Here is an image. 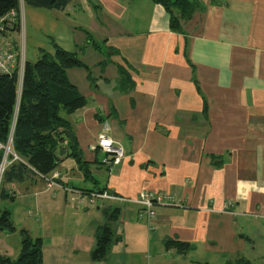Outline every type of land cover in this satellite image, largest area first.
<instances>
[{
	"label": "crops",
	"instance_id": "1",
	"mask_svg": "<svg viewBox=\"0 0 264 264\" xmlns=\"http://www.w3.org/2000/svg\"><path fill=\"white\" fill-rule=\"evenodd\" d=\"M189 2L180 32L152 0H74L46 29L24 8L49 39L37 56L57 46L86 67L66 72L85 99L66 120L86 165L57 149L62 189L36 174L1 185L15 231L0 232V257L18 256L22 231L41 240L42 264H264V0ZM106 130L124 156L112 168L91 149ZM67 189L172 203L148 219L127 201L78 207Z\"/></svg>",
	"mask_w": 264,
	"mask_h": 264
},
{
	"label": "trees",
	"instance_id": "2",
	"mask_svg": "<svg viewBox=\"0 0 264 264\" xmlns=\"http://www.w3.org/2000/svg\"><path fill=\"white\" fill-rule=\"evenodd\" d=\"M74 0H0V20L9 13H15L8 30L19 31L18 14L21 2L25 7L37 10L64 11ZM169 15L170 29L181 31V22L187 20L192 7L189 0H152ZM34 63L25 62L22 80L15 70L0 72V165L5 154L4 148L11 141L9 159L13 161L4 169V182H20L30 174L48 176L57 166L59 158L53 150L60 149L59 156L72 157L80 168L86 164L81 160L77 145L64 144L63 131L68 130L66 120L75 111L85 106V99L66 77L72 68H85L75 57L54 46L53 53L41 52ZM100 191V190H99ZM7 197L0 193V198ZM15 231L9 212L0 210V232ZM110 230L103 227L95 238L92 253L94 260L104 257L109 248ZM21 244L15 259L0 257V264H42L41 240L31 239L21 231Z\"/></svg>",
	"mask_w": 264,
	"mask_h": 264
},
{
	"label": "rangeland",
	"instance_id": "3",
	"mask_svg": "<svg viewBox=\"0 0 264 264\" xmlns=\"http://www.w3.org/2000/svg\"><path fill=\"white\" fill-rule=\"evenodd\" d=\"M24 8L25 6L21 2L19 14H18V22H19L18 32L14 34L12 31L8 30L9 26H11L9 22H4L6 25L3 24L2 26L3 29L0 28V55L8 59L7 61L5 60L6 64H8L9 58L11 59L10 62H12V59H13L14 64L10 63V67L13 66L12 69L16 71V73L18 74V79L20 81L22 80V74H23V68H24L25 62H30V63L36 62L38 58H40V55H41L40 53L45 52V51L39 52V55H38L39 57H38L37 56L38 50L35 47H39L42 50H48V48L50 47L49 39L47 38L46 34L44 36L43 32L37 29V25H34V26L30 25L28 23V19L29 20L35 19L36 22H39L43 26L42 29H46L47 27L50 26L49 18H51V15H58L57 11L30 9L28 11L29 18L26 20ZM72 10H73L72 7H68L67 10L65 11V13H67L66 15H68V13H71ZM11 13H9L8 16ZM13 14L15 16V13ZM75 16L82 19V15H80V13L74 14V16L73 14H70V17H75ZM63 24L64 22L60 24V27H62ZM25 29H26V32H25ZM51 33L56 34V30H53V32ZM52 37L55 38L54 36ZM74 55L78 59L77 55L76 54ZM76 68H79V67H76ZM72 69H75V68H72ZM65 139H66V144H67L69 140H67L66 136H65ZM10 144L11 142L9 141L7 147H10ZM7 147L4 148L5 154L3 156V161L0 165V180H1V176H2L4 169L9 166L8 164L9 163L12 164L13 161L17 160V157L15 155L12 156V159H9L7 157V155L13 154L11 153V150ZM49 177L50 175L44 176V178H49ZM0 187H1V184H0ZM257 264H261L260 261H258Z\"/></svg>",
	"mask_w": 264,
	"mask_h": 264
},
{
	"label": "built area",
	"instance_id": "4",
	"mask_svg": "<svg viewBox=\"0 0 264 264\" xmlns=\"http://www.w3.org/2000/svg\"><path fill=\"white\" fill-rule=\"evenodd\" d=\"M14 18V14L11 13L9 16L7 15L3 19L0 20V28H2L3 24L6 25L4 22H9L10 25L12 24V19ZM10 27V26H9ZM0 72L1 73H9L13 66L10 67V63L14 64V61L9 58L8 64L5 62L8 60L4 56L0 55ZM6 60V61H5ZM10 141V140H9ZM11 142V141H10ZM9 148V147H7ZM92 150H99L105 157L101 160V164L107 168H112L118 164L123 159V152L122 150L115 146L111 139L107 136V130L101 132L97 138L96 144L91 147ZM43 181L45 182V186L48 190H52L53 188H61L57 184V180L59 175L57 173H53L49 178H44L40 176ZM67 191L78 194V199H76V205L78 207H85L87 205H93L98 200H105V201H127L134 203L140 208H142L143 214L148 219H154L156 216L155 208L161 204H168L172 203V200L169 196L164 194H151L147 192H141L136 199L134 200H124L123 198H119L113 195H109L104 191H93L88 194H84L72 189H67ZM141 217V215H139Z\"/></svg>",
	"mask_w": 264,
	"mask_h": 264
},
{
	"label": "water",
	"instance_id": "5",
	"mask_svg": "<svg viewBox=\"0 0 264 264\" xmlns=\"http://www.w3.org/2000/svg\"><path fill=\"white\" fill-rule=\"evenodd\" d=\"M64 135L66 136V138L69 140L70 144L73 143V136L70 134V132L68 130L63 131ZM56 150H53V152H55Z\"/></svg>",
	"mask_w": 264,
	"mask_h": 264
}]
</instances>
